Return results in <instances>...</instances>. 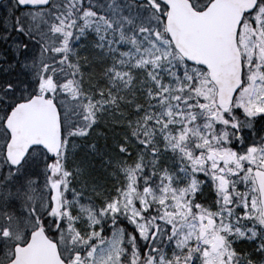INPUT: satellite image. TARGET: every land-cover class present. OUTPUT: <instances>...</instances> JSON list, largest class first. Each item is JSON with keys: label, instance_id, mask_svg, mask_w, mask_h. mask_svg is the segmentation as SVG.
Returning <instances> with one entry per match:
<instances>
[{"label": "snow or ice", "instance_id": "snow-or-ice-1", "mask_svg": "<svg viewBox=\"0 0 264 264\" xmlns=\"http://www.w3.org/2000/svg\"><path fill=\"white\" fill-rule=\"evenodd\" d=\"M0 264H264V0H4Z\"/></svg>", "mask_w": 264, "mask_h": 264}, {"label": "flooded vegetation", "instance_id": "flooded-vegetation-1", "mask_svg": "<svg viewBox=\"0 0 264 264\" xmlns=\"http://www.w3.org/2000/svg\"><path fill=\"white\" fill-rule=\"evenodd\" d=\"M4 3V2H3ZM3 3L0 5V8L2 9Z\"/></svg>", "mask_w": 264, "mask_h": 264}, {"label": "water", "instance_id": "water-1", "mask_svg": "<svg viewBox=\"0 0 264 264\" xmlns=\"http://www.w3.org/2000/svg\"><path fill=\"white\" fill-rule=\"evenodd\" d=\"M2 1H4V0H0V3H1Z\"/></svg>", "mask_w": 264, "mask_h": 264}, {"label": "rangeland", "instance_id": "rangeland-1", "mask_svg": "<svg viewBox=\"0 0 264 264\" xmlns=\"http://www.w3.org/2000/svg\"><path fill=\"white\" fill-rule=\"evenodd\" d=\"M1 9V8H0Z\"/></svg>", "mask_w": 264, "mask_h": 264}]
</instances>
